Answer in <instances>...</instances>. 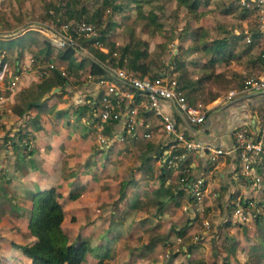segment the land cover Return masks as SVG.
Returning a JSON list of instances; mask_svg holds the SVG:
<instances>
[{
	"label": "rangeland",
	"instance_id": "374dc122",
	"mask_svg": "<svg viewBox=\"0 0 264 264\" xmlns=\"http://www.w3.org/2000/svg\"><path fill=\"white\" fill-rule=\"evenodd\" d=\"M61 1L62 0H0V39H4L5 41L2 43L0 42V52H2V49H8L6 52L8 53L10 64L15 56L13 52H9L11 51L9 48L12 47V44L9 43L8 38H14L20 35V33L23 32L22 30L36 31L39 26L57 27L60 22H62L61 19L64 18V13L61 12V9L58 7ZM234 3L235 0H207L206 3L203 2L198 4L196 10L193 12H188L186 6L179 4L177 0H145L140 5L141 11L143 13H148L149 11L153 12L154 21L153 19L151 20L149 16L138 17L137 9L132 0H76L73 2V9L71 10H81L79 16L84 18L93 14L92 18L88 20L93 23H95V19L99 20V24L97 23L96 25L98 29L104 30L105 43L114 41V39H119L122 42L119 43V45H121L125 41H128V34L131 30L132 35L129 39V44L141 48L144 47L146 49V55L142 60L147 63L149 72L154 74L158 70L169 69L170 72L178 78L185 75L184 73L182 74L181 70H184L187 74L188 72H193L195 74V72L199 71L200 66L192 68L189 65L182 64L181 67L172 70L174 60L182 61L183 63L186 61L192 62L197 58L196 55H194L196 52L200 55L202 54L200 51L201 43L208 40L209 36L222 34L230 36L234 30L233 28L236 27L240 29L243 26L241 18H245L247 15L242 16L240 14L241 11L234 6ZM113 4L115 5L114 9L112 8ZM249 16L251 15L249 14ZM246 23L254 25L252 19H249ZM43 37V41L48 40L47 35H43ZM138 39L143 40V43L138 41ZM238 43L237 41L231 40V49H237L236 47L240 45H238ZM49 44L51 45L49 52L52 55V60L55 62V59L57 60V57H59L60 50L64 46L58 47L51 43ZM85 45L86 44H84V46ZM79 49L81 48L79 47ZM173 56L176 57L173 58ZM43 60L44 56L32 60L33 63L31 67H35L34 72L39 78L44 75L38 74L36 70L41 66L43 67ZM71 70L75 72V69L68 68V71ZM64 71V74H69L65 66ZM150 73L146 75H150ZM70 74L74 75V73ZM75 80L77 79L75 78ZM215 81V84L211 83V81L201 83L197 93L192 90L187 92V98L190 100L192 97H195L198 101L203 103L207 101L210 96L222 93L229 88L228 79L224 75L215 77ZM5 93L8 94L9 90L3 87L0 94L1 97L4 96ZM13 94L11 101L5 103L0 102V154L2 153V157L0 158V196H4L2 200L9 212V208H12L11 206L14 205V201H12L10 196L5 198L4 194L6 184L3 180L11 175L5 167L6 162L10 161L7 160L6 154L13 152L16 148L19 150H21V148L24 149L23 140L25 136L19 138L18 135L23 132L25 134V130L28 127V124L23 123V121L18 123L17 126L14 125L15 120L19 117L17 115L15 116V113L19 115L18 110L24 109L25 100L23 99L24 96L21 94V91L18 90V92ZM12 101L14 102L11 103ZM8 109H16L11 120L6 118V114H9ZM6 122L10 127L14 126V128H6L4 125ZM66 123L69 124L71 122L69 119H66ZM4 128H6V130ZM70 129V131L77 132V137L89 135L90 140L88 142L85 140V143H89L90 149L93 151L89 154L87 159L85 158L82 161V168L89 163H93L91 169H94L95 162L97 161L98 164L96 168L99 173L106 170V160L109 157L108 154L110 150L115 148L117 144H122V146L117 147V149H119H116L117 151L114 152L113 160H111L114 165L110 166L114 170L112 175L115 180L119 177L121 178L118 182L114 181L113 188L115 191H112V188H108L110 187V183L104 178L105 174L102 176L104 180H99V182L104 183L102 197L108 198L106 200L98 196L97 204L100 206V214L92 216L88 209H84L85 212L87 210V214L84 213L83 215L74 213V209L71 211L72 204H69V201L73 202L75 198L70 199L68 197L69 193L79 194L76 190L74 179H68L66 187L63 188L64 190H61L58 186V189L63 193L62 196L58 191L67 212L62 219L61 226L64 232L67 233L68 240H73L79 236L85 239L88 244L84 264H91L90 261L92 260L93 251L103 253V258L107 257L105 252L112 246L111 243H107L109 241L108 230L112 229V227L114 228L119 222L121 223L123 221L129 223L125 225L121 232V229L114 230V235L112 236L113 238L116 237L115 239L119 242L120 246L122 244L125 252V256H119L117 252L119 247H113L111 251L116 259V264H129L131 260L128 261V257L131 254H136L139 258V255L146 246H148L150 240L161 242L160 249H158L159 256H155L156 251L154 250L144 264L159 259L162 260L160 263L152 264H168L167 261L170 260L172 255H177L176 264H264V171L260 173L262 180L253 193L249 192L247 195H243V193L240 192L241 190L237 195H235L236 193H232L230 197H227V203L225 205L223 204L221 195H212L213 189L203 197L205 192L204 189L198 201L192 199L189 194L183 190L182 194L179 192V196L175 195V198L181 202V205L172 212L173 215L168 217L165 215L161 216V213L166 211L167 203H171L173 199H170L169 196L165 199H157L158 194L155 193H161L153 187L149 188V190L153 192V195L151 197L145 196L142 201L139 200V202L143 203L137 204L136 206L141 210L139 211L138 209V211H134V207L136 206L130 202L123 206L119 205V203L121 204L122 202L119 200L120 195L126 188H130L135 181V177L123 179L122 176L129 175V171L132 172L131 176H133V171L137 168L135 164H139V161L143 162V159H146V157L144 158V155L140 151L138 152L135 149L131 150L130 148L124 147L123 144L125 140L120 141L119 139L117 140L118 143H116V140H113L108 146L102 149H96L98 146L97 143L102 144L98 142V140L96 143V133L93 131H86L79 121H74ZM8 131L11 132V134H9ZM16 131L18 134H16ZM17 137L19 139H17ZM10 138H14V145L6 143V140ZM87 138L88 136L85 139ZM26 141L27 144H25V148L30 149L32 133L27 134ZM131 142V144H135L137 147H140V144H142V141H139L138 137H136L135 140H131ZM20 152V157L26 158L23 153L24 150ZM1 159L7 160H3L4 165L1 164ZM22 161L23 159H18L17 161L14 159L13 163L21 165ZM114 167L116 168L114 169ZM76 169L75 167L74 170H71L75 173ZM80 172L83 173V170ZM215 175L216 173L214 172V176ZM97 177L98 175L94 177L93 175L91 177L89 175L88 179L84 180L83 183L86 184L91 178L96 180ZM135 185H137V183ZM134 188L130 189L132 190V197L136 196L138 193V189ZM170 192L171 189L168 185L166 187V195ZM89 195L87 196L88 199H86V204L91 203ZM237 196H241V198L244 196L245 200H250L248 206H246L248 210L247 217L243 220H238L231 214L230 206H232ZM157 200L161 201V203ZM189 203L191 206L188 205ZM102 204L104 205L102 206ZM144 210L146 211V215L141 212ZM5 211H0V215H4L0 216V219L4 221V224H7V222L12 224L13 217H16V210L13 209V213L8 214H5L7 213ZM127 211L129 212L125 214ZM255 214H257V220L254 218ZM125 215L127 216L125 217ZM93 217L94 220L98 219L101 222L107 221L109 226H105L103 231L100 232L97 229L98 225H96L97 227H93L90 224L93 221ZM144 222L150 223L151 229L146 230L145 227H141ZM167 222L169 223L165 231L154 232L155 226H165ZM205 222H207V226ZM174 226H177V228H174ZM180 228L182 229L180 230ZM146 234L148 235V240L144 242L143 240ZM173 234H178L179 239L177 240V244L170 246L163 240ZM96 235L98 237L95 238ZM128 238L131 240V243H126ZM95 239L96 241L98 240L97 243H92ZM181 244H183V246H181ZM2 251L0 250V264H8L7 261L3 260L4 257H6V253ZM19 262H21V260ZM99 264L112 263H109L107 259H102Z\"/></svg>",
	"mask_w": 264,
	"mask_h": 264
},
{
	"label": "crops",
	"instance_id": "0c3cea01",
	"mask_svg": "<svg viewBox=\"0 0 264 264\" xmlns=\"http://www.w3.org/2000/svg\"><path fill=\"white\" fill-rule=\"evenodd\" d=\"M250 15L251 16L248 15L245 18L242 17L241 21L244 27L242 26L240 29H237L236 27L233 28L234 30L232 35H230L231 40L239 42V47H236L237 49L232 50L228 62L224 63V61L217 60L213 66V72H217L219 70L221 71V75H224L227 77V79H229V88L222 93L210 96L207 101L203 102L205 106L208 107V109L207 114L202 122H186L171 100L160 99L161 108L174 115L177 125L183 130L186 136L194 137L201 141L210 142L212 144L228 148L232 144L233 129L239 125H248L255 128L258 118L264 115V89L259 91L236 92L230 96L227 95V91L230 88L237 89L242 78L250 72L257 71L261 64V58L259 57L258 52L264 48V30H259L257 28L252 11ZM249 19H252L254 25L246 23V21H249ZM255 28L258 29V33L251 36V31ZM22 31L20 35L14 38H8L9 43L12 44V47L9 48L11 51L9 52H13V55L15 56L11 64L9 62L10 60H8V53L6 52L8 49H2V52H0V55H2V60H5L7 68L3 77L0 79V94L4 87L6 77L16 70L19 71L18 80L16 81L14 89L9 91L8 94L5 93V95L2 97L0 95V102L5 103L7 101H11L12 94L18 92V90L21 91L23 96L26 94V92L32 91L35 83L40 80V78L37 77L34 72L35 67H31L33 63L32 60L44 56V60L42 61L43 65L45 64L44 62L47 58H52L51 53L49 51H45L46 49L43 41V35L45 34H42L40 29H37L36 31ZM238 34H242L241 37H239ZM246 35H249V40H245ZM211 37L212 36H209L208 38ZM0 40L1 43L5 42L4 39ZM119 43H122L121 40L114 39V41H110L109 43L105 44L107 47L109 44H113L117 47ZM83 48H75L76 53H72L68 58L57 57V60L55 59L56 66H59L63 69L65 66L69 74H64V81H60V83L51 85L49 89L44 91L48 92V95L40 99V104L32 105L26 108L25 102V110L23 109L24 111L19 112V115L15 113L16 109H8L9 114H6V118L9 120L12 119V116L14 115L13 113H15V116H19L14 122V125L16 126L22 121L23 123L28 124V130L26 129L24 134L25 141L27 134L32 133L30 149H26L24 147V149L21 148V150H19L16 148V150H13V152L6 154L7 160L10 161L6 162L5 167L7 171L11 173V175L10 177H6L3 180L6 184V187L4 188V194L5 198H8L9 196L12 198L14 205L11 207L16 210V217H13L12 224L8 223L7 221V224H4V221L0 219V250H4L2 252L6 253V257H4L3 260L7 261L8 264H27L29 261L28 256H26L16 247L12 246L11 241L17 243H29L33 239V236L27 231L26 226L29 214V194L33 190L46 187L48 185H53L54 188L63 196L61 190H64L63 188L66 187L68 179L72 178L75 181L74 183L77 188L76 190L79 192V194L75 197L73 202L69 201V204H72L71 211L74 209V213L83 215L84 213L87 214V210L85 212L84 209H88L92 216H96L101 213L99 211L100 206L97 204V201L98 196L102 197L104 188V183L99 182V180H104V178H106V180L110 183V187L108 188H112V191H115L113 188L115 183L114 181L118 182V180L121 179L119 177L117 180H115L114 176L112 175L114 170L110 167L114 165V163L111 161L113 160L115 154L114 152L119 149H117V147L122 146L120 143L117 144L115 148H111L112 150H110V153L108 154L109 157L106 160V170L99 173L98 169L96 168L98 164L97 161L95 162L94 169H91L93 163L85 165V169L82 168V161L85 158L87 159L93 150L90 149L89 143H85V140L87 142L90 140L89 135H81L80 137H77V132L75 133L74 131H70L74 121H79L82 123V126H84L86 131H93L96 133V135L97 133H100L104 137L105 141L102 144H98L97 137H95L96 143L98 145L96 149H102L108 146L113 140L117 141L119 139L120 141L125 140L126 143L124 142V147L130 148L131 150L135 149L138 152L140 151L144 155L143 157H146V159H143V162L139 161V164H135L137 165V168L135 171H133V176H131L132 172L130 171L128 173L129 175L122 176L123 179L135 177V181L132 183L133 185L130 186V188H126L125 191L120 195L119 200L122 201L121 204L119 203L120 206H123L126 203L129 204V202L135 206L140 203L142 204L143 202H139V200L142 201L145 196L151 197L153 192H151L149 188L153 187L155 190H159L161 193H155L158 194L157 199L159 200L161 198L165 199L169 196L166 195V187L168 185L174 194L172 197H169L170 199H173V197L175 198V195L179 196V192L181 194L183 193V191L176 190L178 182L177 170L163 167L155 158V153L153 152L154 146L157 148L160 147L166 139V135L159 125L157 116L152 114L150 111H142L145 113L140 112L141 116L147 119L149 123L148 130H150V135L148 137L141 136L140 131L146 128H139V134L136 137H138L139 141H142V144H140V147H137L135 144H131V140H135L136 137H133L128 132L123 131L120 120L116 122H98L97 118L94 117L92 113V109L96 105L94 107H87L86 109L81 110L82 108L80 107L82 103L89 97L94 98L95 100V96L101 90V86H98V84L95 83L94 76L88 73V61L82 60V64L80 66L77 65L80 55L94 59L89 44H86ZM194 55H196L198 58L204 57L203 53L200 55L196 52ZM184 65H189L192 68L197 67L189 61H186ZM68 68L75 69V72H72V70L68 71ZM159 71L160 70H158V72ZM181 72L185 75L176 79L179 84H184L182 88L184 94L186 95V92H189L190 90L197 93L199 85H197L198 87L195 86L193 79L196 78V75L199 71L195 72V74L193 72H188L187 74L184 70H181ZM70 73H74V75H71ZM45 76L49 79H53L55 76L53 68L49 69L43 77ZM75 78L77 80H75ZM207 81H211L213 84L216 82L215 77L210 78ZM55 85L57 86V89L49 92V90ZM23 99L25 100V97H23ZM136 99L138 101V97ZM189 101L194 102L198 100L195 97H192ZM13 102L14 101L11 103ZM34 114H36V118L33 116ZM66 119H69L71 123L67 124ZM4 125L8 129H11L12 127L14 128V126L10 127L7 122ZM6 128L4 129L6 130ZM9 134H11V132H9ZM118 134H121L122 140L117 138ZM87 136L88 138L85 139ZM116 143H118V141ZM22 150H24L23 153L25 154L26 158L20 157V151ZM1 157L2 153L0 154V158ZM5 159H1L2 165H4V161H7ZM14 159L16 161L18 159H23L22 164H14ZM221 159V162L217 166L212 167L209 164L204 152L191 151L186 158L189 166V173L192 175H201L204 178L205 192L203 197L206 196L208 192L211 191V189H213L212 195H221L223 198V204L225 205L227 203L226 199L228 196L230 197L232 193H236L235 195H237L240 190V192L244 195L247 191V187L246 184L243 183L244 181L239 168L235 170L236 161L233 159V155L231 153H227L222 155ZM75 167L77 169L74 173V171L71 169L74 170ZM115 168L116 167H114V169ZM81 170H83V173L80 172ZM214 172L216 173L215 176ZM104 174L105 177L103 178L102 176H104ZM89 175L90 177L92 175L93 177L98 175V177L96 180L91 178L86 184L83 183L84 180L88 179ZM136 183L137 185H135ZM58 186L61 190L58 189ZM133 188H137L138 193L136 196L132 197V190L130 189ZM88 195L90 196V204H86ZM3 197L4 196H0V211L6 210L5 212L7 213L5 214L13 213L12 208H9L10 212L7 211L8 208L4 206V201L2 200ZM102 198L106 200L108 199L104 196ZM190 203L188 205L191 206ZM167 204L166 211L162 212L161 216L165 215L168 217L173 215L172 212L181 205V202L177 201V205L174 204L172 200L171 203ZM103 205L104 204H102V206ZM138 209L139 211L141 210L137 206L134 207V211H138ZM129 211H127L125 214H127ZM141 212L146 215L145 210ZM126 216L127 215H125V217ZM127 223L129 222H119L114 228L112 227V229L108 230L109 241L107 243H111L112 246L105 252L107 257L103 258V253H98L96 251L98 253L97 254L95 251H93L94 253L92 260L90 261L91 264H99L100 260L102 259H107L109 263L116 264V259L111 251L114 246L115 248L119 247V250L117 251L119 256H125L122 244L121 247L119 242L115 239L116 237L113 238L112 236L114 235V230L121 229V232ZM168 223L169 222H167L165 226H155L154 232L165 231L166 227H168ZM90 224L93 227H97L96 225H98L97 229L100 232L103 231L105 226H109L107 221L101 222L98 219L94 220V217ZM141 227H145L146 230H149L151 229V224L144 222ZM174 228H177V226H174ZM96 237L98 236L96 235L95 238ZM129 238L126 243H131ZM178 239L179 235L173 234L168 236L163 241L171 246L173 244H177ZM147 240L148 235L146 234L143 241L145 242ZM94 241L92 243H97L98 240L96 241L95 239ZM160 245V241L156 242L150 240L148 246H146V248L139 255V258L136 254L129 255L128 261L131 260L129 264H144L148 260V257L152 255L154 250L156 251L155 256H159L158 249H160ZM181 246H183V244H181ZM85 253L82 261L83 264L85 263ZM20 260L21 262H19ZM161 261L162 260L159 259L155 260L154 262H148L147 264L160 263ZM167 262L168 264H176L177 255H172L170 260Z\"/></svg>",
	"mask_w": 264,
	"mask_h": 264
},
{
	"label": "built area",
	"instance_id": "2783aa9c",
	"mask_svg": "<svg viewBox=\"0 0 264 264\" xmlns=\"http://www.w3.org/2000/svg\"><path fill=\"white\" fill-rule=\"evenodd\" d=\"M236 3L240 7L250 8L257 28L264 30V0H236ZM38 29L47 35L49 43L58 47L79 45L82 48L84 44L80 41L86 39L85 44L102 51L107 50L98 26L84 18L64 20L57 27L39 26ZM245 40H249V35H246ZM112 53H115V50ZM258 54L261 58L259 69L245 75L237 89L230 88L227 91L228 96L236 92L264 89V48ZM1 57L2 55H0V79L7 69L5 60H2ZM54 67L59 69L60 74L65 73L63 68L56 66L52 58H47L43 67L41 66L36 71L38 74L44 75ZM105 67L113 78L99 76L95 79V83L101 86V90L95 96L96 106L92 109L94 117L100 123L120 120L123 131L132 136L139 134V128H146L140 131V135L148 137L150 135L149 123L141 116L140 112L150 111L157 116L166 139L155 158L164 167L177 170L176 189L184 190L196 201L200 199L205 189L204 178L201 175L189 173L186 158L191 151L204 152L212 167L221 162L222 155L231 153L236 161L235 166L237 165L242 174L243 183L246 184L248 193H253L259 186L262 180L260 173L264 171V115L258 118L255 128L239 125L233 129L232 144L230 147L224 148L186 136L177 125L174 115L161 108L160 99L171 100L188 123L202 122L208 109L200 101L190 102L176 77L167 69L150 75H139L129 68ZM18 75L19 71L16 70L6 77L4 87L12 91L18 80ZM96 137L98 142H104V137L100 133H97ZM117 138L121 139V134H118ZM6 143H10V141L7 140ZM249 202L250 200H245L244 196L243 198L237 196L230 206L231 214L238 220L245 219L248 213L246 206ZM205 224L207 226V222Z\"/></svg>",
	"mask_w": 264,
	"mask_h": 264
},
{
	"label": "trees",
	"instance_id": "16d2710c",
	"mask_svg": "<svg viewBox=\"0 0 264 264\" xmlns=\"http://www.w3.org/2000/svg\"><path fill=\"white\" fill-rule=\"evenodd\" d=\"M74 1L76 0H62L59 3L58 7L61 9V12L64 13V18L61 19L62 21L84 18L79 16L81 10H71L73 9L72 4ZM144 1L145 0H132L135 8L137 9V15L138 17L149 16V18L151 20L153 19L154 21L153 12L149 11L148 13H143L141 11L140 5ZM177 2L186 6V10L188 12H193L194 10H196L198 4L203 2L206 3L207 0H177ZM112 6V8L114 9L115 5L113 4ZM234 6L241 11L240 14L242 16H248L251 13L250 8L240 7L236 2L234 3ZM92 15L93 14H91V16L85 17L84 19L88 20L92 18ZM94 22L95 24H99V20L95 19ZM99 31L101 38L104 39V30L99 29ZM257 33L258 29H252L251 36ZM128 35V41H125L123 44L118 45L117 47L113 44H110L108 45V49L106 51H102L89 45L94 59L80 55V59L77 62V65L80 66L82 64V60H87L89 65L88 73L90 75H93L94 79L99 76H103L108 79L113 78V76L109 72H107L105 66H120L129 68L139 75L149 74L150 72L148 65L142 60V58L146 55V49L144 47L141 48L136 45L134 46L133 44H129V39L132 35L131 30L129 31ZM241 35L242 34H238L239 37H241ZM138 41H141L143 43V40L141 39H138ZM86 42V39L80 41V43L82 44H85ZM44 45L46 49L45 51L48 52L51 47L48 40L44 41ZM78 47L79 45H76L74 47L72 45H64V47L60 50L58 56L61 58H68L72 53H76L75 48ZM200 49L204 57H197L194 61L191 62L193 65H196L198 67L200 66L201 68V70L199 68V72L197 73L196 78L193 79V83L195 86L200 85L210 78L221 75V71L219 70L217 72H213V66L217 60L224 61V63L228 62V59L232 52L231 38L230 36H227L225 34L212 36L208 40H205L201 43ZM113 50H115V53H112ZM174 57L176 56H173V58ZM182 64H184L182 61L174 60L172 70L181 67ZM167 70L170 72L169 69ZM53 72L55 75L53 79H49L48 77H41L40 80L35 83L32 91L26 92V94H24L26 108L32 105L40 104V97L44 91L49 89L51 85L60 83V81L65 80L64 74H60L57 67L53 68ZM179 85L181 88H183L184 84L180 83ZM95 105L96 104L94 98L89 97L82 103L81 107H78L82 108L81 110H84L87 107H94ZM24 110L19 109L18 111L22 112ZM33 116L36 118V114H34ZM16 134H18V132ZM23 134L24 132L22 134H19L18 137H24L25 135ZM18 137L17 139H19ZM9 140L11 145L15 144L14 138H10ZM23 142V146L25 147L27 141H25L24 139ZM153 150V152L155 153V157H157L160 152V147L157 148L154 146ZM236 169L237 165L235 166V170ZM176 190L181 191L180 189ZM247 193L248 190L244 195H247ZM77 194L78 193H69L68 197L70 199H74ZM168 195L169 197H172L174 194L171 191ZM177 201L178 199H174L173 197V202L177 203ZM29 202V214L26 226L27 231L33 236V239L29 243H17L11 241L12 246L16 247L22 253L28 256L29 261L27 264H83L82 261L84 258V253L88 249V244L85 239L80 238L79 236L73 240H68L67 233L64 232L63 227L61 226V221L66 215V210L63 206L62 199L60 198L59 193L54 188V186L48 185L46 187L33 190L29 194ZM159 202L161 203V201ZM254 218L257 220V214H255ZM181 229L182 228H180V230Z\"/></svg>",
	"mask_w": 264,
	"mask_h": 264
},
{
	"label": "water",
	"instance_id": "95a60500",
	"mask_svg": "<svg viewBox=\"0 0 264 264\" xmlns=\"http://www.w3.org/2000/svg\"><path fill=\"white\" fill-rule=\"evenodd\" d=\"M57 89V86L55 85V86H53L50 90H49V92H51V91H53V90H56ZM48 95V92H44L43 94H42V96L40 97V99L41 98H43V97H45V96H47Z\"/></svg>",
	"mask_w": 264,
	"mask_h": 264
}]
</instances>
